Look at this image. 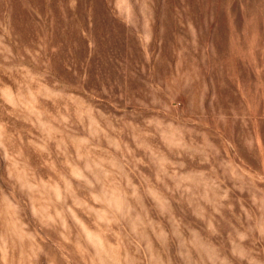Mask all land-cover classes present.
Instances as JSON below:
<instances>
[{"label":"rangeland","instance_id":"374dc122","mask_svg":"<svg viewBox=\"0 0 264 264\" xmlns=\"http://www.w3.org/2000/svg\"><path fill=\"white\" fill-rule=\"evenodd\" d=\"M0 264H264V0H0Z\"/></svg>","mask_w":264,"mask_h":264}]
</instances>
